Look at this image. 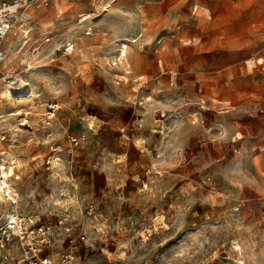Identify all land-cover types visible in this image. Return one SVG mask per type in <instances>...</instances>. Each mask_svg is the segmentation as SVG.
<instances>
[{
  "label": "rangeland",
  "instance_id": "374dc122",
  "mask_svg": "<svg viewBox=\"0 0 264 264\" xmlns=\"http://www.w3.org/2000/svg\"><path fill=\"white\" fill-rule=\"evenodd\" d=\"M1 44L0 147L48 253L264 264V0H51Z\"/></svg>",
  "mask_w": 264,
  "mask_h": 264
},
{
  "label": "built area",
  "instance_id": "2783aa9c",
  "mask_svg": "<svg viewBox=\"0 0 264 264\" xmlns=\"http://www.w3.org/2000/svg\"><path fill=\"white\" fill-rule=\"evenodd\" d=\"M51 0H10L0 2V64L5 61L6 51L1 46L2 41L12 29L14 22L23 10L29 6L47 4ZM30 32L24 31L25 38ZM67 48V47H66ZM57 104H49L46 110L45 122L49 124L55 115ZM24 122H21L23 124ZM0 139V145L2 142ZM74 144L78 143L73 138ZM19 161L11 156L7 149L0 147V194L10 204L11 208L1 217L0 215V251L3 260H11L13 264H73L75 255L73 251L66 250L57 255L47 251L56 242L55 233L51 226L42 221L37 215H24L17 209L18 192L13 182L19 180ZM64 225V224H63ZM66 231L70 227L65 225ZM16 241L20 251L19 257H14L9 251Z\"/></svg>",
  "mask_w": 264,
  "mask_h": 264
},
{
  "label": "crops",
  "instance_id": "0c3cea01",
  "mask_svg": "<svg viewBox=\"0 0 264 264\" xmlns=\"http://www.w3.org/2000/svg\"><path fill=\"white\" fill-rule=\"evenodd\" d=\"M26 207H27L26 211H29V212H34L37 210V205L34 203L30 206L26 205ZM26 207H25V205H23V203L21 204V208L25 209Z\"/></svg>",
  "mask_w": 264,
  "mask_h": 264
},
{
  "label": "bare ground",
  "instance_id": "6f19581e",
  "mask_svg": "<svg viewBox=\"0 0 264 264\" xmlns=\"http://www.w3.org/2000/svg\"><path fill=\"white\" fill-rule=\"evenodd\" d=\"M41 11H42V10H41ZM41 11H40V12H41ZM185 42H187V43H194V42H193V39H186ZM124 45H125V44H124ZM124 45H123V46H124ZM121 48H122V47H121ZM121 48H120V49H121ZM121 50H122V49H121ZM121 50H120V51H121ZM124 50H125V48H124ZM121 52H122V51H121ZM123 54H125V52H124ZM123 57H124V55H123ZM31 94H32V93H31ZM21 109H22L21 107L18 108V110H17L18 112H17V113H20V110H21ZM1 188H2V187L0 186V189H1ZM2 189H4V188H2ZM237 249H240V247H239V248L237 247Z\"/></svg>",
  "mask_w": 264,
  "mask_h": 264
}]
</instances>
